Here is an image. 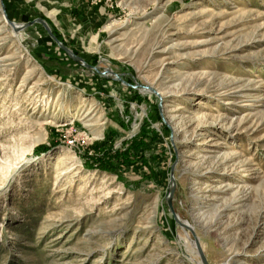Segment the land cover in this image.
I'll return each mask as SVG.
<instances>
[{
	"label": "rangeland",
	"instance_id": "obj_1",
	"mask_svg": "<svg viewBox=\"0 0 264 264\" xmlns=\"http://www.w3.org/2000/svg\"><path fill=\"white\" fill-rule=\"evenodd\" d=\"M3 3L0 264H264V0Z\"/></svg>",
	"mask_w": 264,
	"mask_h": 264
},
{
	"label": "water",
	"instance_id": "obj_2",
	"mask_svg": "<svg viewBox=\"0 0 264 264\" xmlns=\"http://www.w3.org/2000/svg\"><path fill=\"white\" fill-rule=\"evenodd\" d=\"M1 3H2V7H3V12H4V16H5V18H6V21L12 26V28H13V30L14 31H20V30H22V29H24V28H26V27H28V26H30V25H32V24H34V23H40V24H42L43 26H44V28L46 29V31L48 32V34L50 35V37L64 50V51H66L74 60H76V61H82V63H83V65H85V66H87V67H91L89 64H87L84 60H83V58L82 57H80V56H78V55H76L71 49H69L66 45H64L54 34H53V32H52V30H51V28H50V26L48 25V23L43 19V18H41V17H37V18H35V19H33V20H30V21H27V22H25V23H22V24H20V25H18V24H16L14 21H11V20H9V18H8V15H7V13H6V10H5V6H4V3H3V0H1ZM94 69H96L97 70V67H93ZM110 72H113V71H111L110 70ZM103 74H105V72H102ZM115 75H116V77H117V79H119V80H122L123 82H125L117 73H114ZM144 88H146V89H151L152 91H154L155 93H157V91L155 90V89H153V87H150L149 85H144L143 86ZM167 123V122H166ZM170 180H171V185H172V187L170 188L171 189V193H172V191H173V186H174V183H175V178H174V172H173V167H172V169H171V173H170ZM171 193L169 194V196H168V199H167V201H168V205H169V207H170V210H171V212L173 213V215H174V218H175V220L176 221H178L183 227H185V228H188L191 232H192V234H193V236H194V243H195V245H196V247H197V251H198V253H199V255H200V257H201V260H202V262H203V264H209L208 262H207V259H206V257H205V254H204V252H203V248L201 247V243H200V241H199V238L197 237V235L195 234V231H194V229L191 227V226H189L188 224H185L183 221H181L180 219H179V217L176 215V213L174 212V210H173V207H172V203H171Z\"/></svg>",
	"mask_w": 264,
	"mask_h": 264
},
{
	"label": "bare ground",
	"instance_id": "obj_3",
	"mask_svg": "<svg viewBox=\"0 0 264 264\" xmlns=\"http://www.w3.org/2000/svg\"><path fill=\"white\" fill-rule=\"evenodd\" d=\"M3 19H4V17H3ZM6 20V18L4 19V21ZM18 33V32H17ZM196 246V245H195ZM197 248V247H196ZM200 263H202V262H200Z\"/></svg>",
	"mask_w": 264,
	"mask_h": 264
},
{
	"label": "trees",
	"instance_id": "obj_4",
	"mask_svg": "<svg viewBox=\"0 0 264 264\" xmlns=\"http://www.w3.org/2000/svg\"><path fill=\"white\" fill-rule=\"evenodd\" d=\"M44 148V147H43Z\"/></svg>",
	"mask_w": 264,
	"mask_h": 264
}]
</instances>
